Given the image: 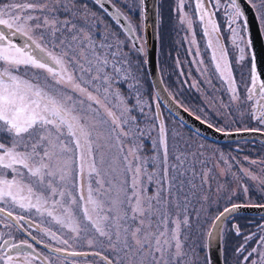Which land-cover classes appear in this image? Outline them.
Instances as JSON below:
<instances>
[{
	"label": "snow or ice",
	"instance_id": "snow-or-ice-1",
	"mask_svg": "<svg viewBox=\"0 0 264 264\" xmlns=\"http://www.w3.org/2000/svg\"><path fill=\"white\" fill-rule=\"evenodd\" d=\"M145 2L146 0H139L141 12ZM208 3L209 0H197L196 7L200 12V20L205 22L204 32L211 37L213 33H218V26L211 19L214 13L206 7ZM84 7L86 9L87 6ZM214 7L217 10L221 8L220 0H216ZM261 8L264 9V0ZM224 9L234 42L236 39L243 41L237 22L244 17V13L237 0H227ZM32 11L39 12L40 15L34 16ZM61 11L67 13L66 18H60ZM80 12L76 0H34L0 6V26L9 29V33L0 31V136L8 138V143L0 142V202L11 206L10 209L0 207V213H5L6 217L23 226L25 216H14L13 210L16 207L35 210L41 217L46 215L51 218L61 229L67 228L74 233L75 239L89 232L105 238L113 254L112 259L102 257L105 264H169L173 258L177 261L184 260L188 253L184 251L181 235L182 228L189 221L186 215L187 194L183 192L184 180L181 177L185 175V170L182 169L186 157L183 154L177 155L176 163L169 164L163 122L159 126V143L164 146L162 158L141 160L136 155L138 163L135 168L130 164L127 168V171L132 172L130 182L125 181L119 188H114L113 182L105 179V173L97 165L94 145L98 150L100 145L97 141L103 138L102 128L108 121L98 119L99 113L92 107V103L85 107V100L101 103L89 91L88 86L99 81L103 86L105 100L109 95L116 99L115 107L120 110V115L107 105L105 108L113 126L109 134L115 133L119 128L120 133L116 136L119 140L121 135L127 137L133 131L141 130L131 127L128 131L124 130V126L129 125L130 121L135 123V117L129 115L132 109L114 85L122 79L134 81L129 87L134 89L137 103H140V81L131 73L130 61L119 44H107L106 53L101 51L105 43H101L100 50L97 49L92 37L85 35L84 29L75 22L74 18ZM84 14L87 15V12ZM206 15L209 17L207 21ZM259 19L264 21V13ZM188 23L191 24V21ZM208 25H211V31ZM128 27L130 31L133 30L131 25ZM41 28L47 30L53 38L57 34H69L67 44L65 40L68 37L59 41L61 45H65V50L60 55L53 56L45 52L31 36H27L31 44L24 46L10 40V35H27L25 29L35 31ZM243 30L247 31L246 19ZM248 44H251L250 40ZM33 45L44 55L37 56ZM212 46L210 39L209 47ZM133 47L138 51L143 50L135 43ZM87 52H91V56ZM240 52L243 53L244 48H240ZM213 59L217 61L216 67L221 76L229 80L231 87L223 46L214 51ZM29 67L44 70L48 76L41 80L39 73L34 72L28 78ZM256 77L257 67L253 57V89L256 87ZM259 87L260 96L264 99V83ZM96 91L99 92L100 89L97 88ZM232 91L235 92V89L232 88ZM78 96L83 99H78ZM235 98L234 96L233 99ZM248 98H252L251 94ZM257 120L264 125V109L260 110ZM245 131L264 134V127ZM137 151L135 147L132 149L133 153ZM86 158L91 160L87 173L84 166ZM124 159L127 160L128 157L125 156ZM100 163H104L102 158ZM149 163L154 169L158 167L159 171L149 173ZM260 182L264 184V180ZM150 185L155 186L151 194L148 191ZM74 191L79 194L74 195ZM243 191L246 193L248 189L244 188ZM240 207L239 204L225 206L214 218L209 237L215 234L226 215L237 212ZM181 212L185 213L183 218ZM260 227L264 229V225ZM232 230L237 236L241 235L238 226H233ZM45 231L53 238H58L56 232L50 229ZM254 236L252 233L244 237V243L236 249L237 254L247 251L246 245ZM259 239L261 248H264V235ZM60 242L65 245L69 243L68 239H60ZM88 243L91 245L93 241L89 240ZM7 244L8 241H5L4 245ZM253 255H258V260L251 259ZM0 264H13V257L9 254L0 256ZM243 264H264V251L253 247L243 255Z\"/></svg>",
	"mask_w": 264,
	"mask_h": 264
},
{
	"label": "rangeland",
	"instance_id": "rangeland-1",
	"mask_svg": "<svg viewBox=\"0 0 264 264\" xmlns=\"http://www.w3.org/2000/svg\"><path fill=\"white\" fill-rule=\"evenodd\" d=\"M109 1L125 16L144 47L139 0ZM27 2H34V0H0V6ZM215 2L216 0H209L207 4L214 13L218 26V33H213L210 37L204 32L205 22L200 20V12L196 7L197 0H158L157 63L165 88L181 106L217 129L236 130L252 125L247 115L250 108L248 103L251 102L252 107L256 98L250 92V90L253 91L252 53L246 31L243 30V18L237 22L241 28L240 35L243 41L236 39L234 42L224 9L227 0H220L219 10L214 7ZM261 3L262 0H251V4L255 5L254 9L258 19L264 13ZM76 6L81 9V12L74 18L77 26L84 29L85 35L92 37L98 50H100L101 43H105V47L101 50L105 53L108 51L107 44H119L130 61L131 73L140 81V103H137L134 89L129 87L134 81L122 79L114 85L126 98L128 107L132 109L129 115L135 117V123L130 121L129 125L124 126V130L128 131L131 127L139 128L142 132L141 134V132L133 131L127 137L121 135L119 140L116 139L120 133L119 128L115 133L109 134L113 126L105 108L107 105L117 115H120V110L115 107L116 99L109 95L105 100L103 86L99 81L88 86L89 91L93 92L101 103L95 104L85 100V107L92 103V107L99 113L98 119L108 121L102 128L103 138L97 141L100 145L99 149L97 150L94 145L97 165L105 173V179L113 182L114 188H119L125 181L130 182L132 172L127 171V168L129 164L133 169L135 168L138 163L136 155H139L141 160L162 158L164 146L159 143V126L163 122L169 164L176 163L175 156L177 155L183 154L186 157L182 169L185 170V175L181 179L184 180L183 192L187 194L186 215L189 221L188 225L182 228L181 235L184 251L188 253V256L179 261L173 258L169 264H205L207 232L219 212L225 206L239 204L246 200L264 201V184L260 182L264 180V158L261 157L250 164L242 162L241 153L246 145L251 144L245 141L247 139L216 142L204 138L178 121L161 104V118L158 120L156 111L158 100L147 75L144 53H140L133 47L122 29L93 0H76ZM85 11L87 15L84 14ZM31 14L40 15L36 11H32ZM59 16L64 19L67 13L61 11ZM189 20L191 24L188 23ZM207 20L206 15L205 21ZM259 23L264 32V21L259 19ZM208 28L211 31V25H208ZM25 31L45 49V52L53 56L60 55L65 50V45L59 43L61 39L68 37L65 44L70 40L67 32L57 34L53 38L43 28L35 31L25 29ZM210 39L212 47H209ZM220 46H223L226 52L231 87L229 80L221 76L220 70L216 67L217 61L213 59L214 51ZM240 48H244L243 53L240 52ZM76 52L79 55L78 48ZM86 54L91 56V52ZM27 71L28 78H31L34 72L39 73L41 80L48 76L44 70L29 67ZM21 74H23V66ZM97 88L100 89L99 92L96 91ZM250 94L251 99L248 98ZM234 96L235 99H233ZM77 98L83 99L82 96ZM0 142L8 143V138L0 136ZM134 147L138 150L136 153L132 152ZM125 156L128 157L127 160L124 159ZM73 158H75L74 153ZM101 158L104 161L103 164L100 163ZM89 163L91 160L86 158L85 173L88 171ZM147 171L151 173L159 171V168L154 169L149 163ZM154 187V185L148 187L149 194L152 193ZM244 188L248 189L246 193L243 191ZM73 194L78 195L79 193L74 191ZM84 194L87 195L86 184ZM181 199L183 200V197ZM0 207L10 209L11 206L0 202ZM13 215H24L36 224V227L26 221L21 226L6 217L5 213H0V256L6 254L2 243L4 240H9L11 244L15 242L30 244L36 254L24 252L15 255L30 259L33 264H45L44 262L49 264H105L103 256L113 258L105 238L98 237L92 232L82 234L79 239H75L74 233L67 228L61 229L51 218L46 215L41 217L35 213V210H21L16 207ZM180 215L183 218L185 213L181 212ZM235 217L240 216L236 214ZM80 218L82 219V214ZM46 229L56 232L58 238L46 234ZM60 239H68L69 243L65 245L60 242ZM238 239L234 237V247L227 250V253L231 255L230 264H243V255L236 252L240 246V242L237 243ZM89 240L93 241L91 245L88 243ZM258 251H261V243ZM73 253H79V255H73ZM39 258H43L44 261ZM251 259L258 260V255H253ZM13 264L18 263L13 260Z\"/></svg>",
	"mask_w": 264,
	"mask_h": 264
},
{
	"label": "water",
	"instance_id": "water-1",
	"mask_svg": "<svg viewBox=\"0 0 264 264\" xmlns=\"http://www.w3.org/2000/svg\"><path fill=\"white\" fill-rule=\"evenodd\" d=\"M237 2L244 13V20L246 19L247 21V37L248 40L251 41L250 46L255 57L257 70L264 80V42L256 12L248 0H237ZM98 3L122 28L127 37L130 39L132 45L135 43L143 49L139 52L144 53L145 55V68L147 75L154 94L158 100V103L156 104L158 120L161 118V104L178 121L193 130L195 133L209 140L216 142H229L242 139H257L264 143V134L261 133L249 132L245 131V129L217 131L216 127L212 125L209 127L210 124L189 112L169 94L161 80L157 63L158 0H146L143 6V12H141L144 47L134 31L129 30L128 25L131 24L126 20L125 16L118 10L117 7L111 4L108 0H99ZM18 36L25 37V35L22 34H18ZM239 205H241L239 210L235 213L226 215L220 222L219 227L215 230V234L209 237V232L212 230V221L206 236V255L208 264H223L221 230L223 222L226 218L241 212L264 214V207H258V205L264 204L239 203ZM25 221L34 224L27 218H25Z\"/></svg>",
	"mask_w": 264,
	"mask_h": 264
},
{
	"label": "flooded vegetation",
	"instance_id": "flooded-vegetation-1",
	"mask_svg": "<svg viewBox=\"0 0 264 264\" xmlns=\"http://www.w3.org/2000/svg\"><path fill=\"white\" fill-rule=\"evenodd\" d=\"M93 1L110 17V19H112L111 16L101 7V5L96 0H93ZM206 7L208 8V10L211 13H213L212 10L207 5H206ZM211 19L216 23L214 15H212ZM243 21H244V18H243ZM258 21H259V19H258ZM114 23H116V22L114 21ZM259 25H260V23H259ZM260 29H261V27H260ZM0 31H3L5 33H9V29L6 26H0ZM261 34H262L263 42H264L263 30H261ZM246 35H247V32H246ZM27 36L28 35H25V37H21V36H18V34L10 35V40L17 45L24 46L26 44H31V41H29L27 39ZM218 36H219V34H218ZM219 39L221 40V38H219ZM32 48H33V51L35 52V54L37 56L44 55V53H41L38 50H36L34 45L32 46ZM250 49H251V46H250ZM251 53H252L251 56H252V64H253L254 55H253L252 49H251ZM254 62H255V57H254ZM257 79H258V82L256 83V87L253 89V91H251V93L254 94L256 97L255 101H254V105L251 107V102L248 103V105L250 104V108L248 109L247 115L249 117V120L252 122V125L244 126L241 129H252V128L264 127V125H261L257 120V117L260 115V110L264 109V99H262L260 96V87H259L261 83H264V80L260 76L258 70H257ZM245 141L250 142L251 144L246 145L244 151L241 153L243 155V158L241 159L242 162L250 164L251 162L258 161L261 157L264 158V143H262L261 141H259L257 139H247ZM251 152L254 155H252ZM242 203L243 204H264V201L254 199L252 201H249V200L242 201ZM235 215L236 214L226 218L225 221L223 222V225H222L221 246H222L223 264H230L231 263V255L227 253V250L230 247H234V243H235V242H233L234 237L239 238L237 243L240 242V245H241L244 243V237L245 236L254 233L255 234L254 238L252 240L248 241V243L246 245L247 251H251V249L253 247H255L257 249L260 248V239L259 238L261 235H264V229H262L260 227V226L264 225V214H254V213H248V212H241V213H237V215H239L240 217H235ZM9 219H11V218H9ZM11 220L14 221L13 219H11ZM34 226L36 227V224ZM233 226L239 227V231H240L241 235H239V236L236 235L235 231L232 230ZM240 237H241V239H240ZM5 241H8V244L6 246L4 245ZM4 242L2 243V247L5 249L6 254H9L13 257V260L16 263H18V264H33L32 263L33 261H31L30 259H25V258H22L20 256L15 255L17 253H24V252L30 253V254L31 253L36 254V252L33 250L34 249L33 247L27 246L30 244L24 243V242H15V243L11 244L9 242V240H4ZM13 245H21V247L13 248L12 247ZM247 251L245 253H243L242 255H246ZM261 251H264V248H261ZM39 259L44 261L43 258H39ZM44 263L49 264L48 262H44Z\"/></svg>",
	"mask_w": 264,
	"mask_h": 264
}]
</instances>
